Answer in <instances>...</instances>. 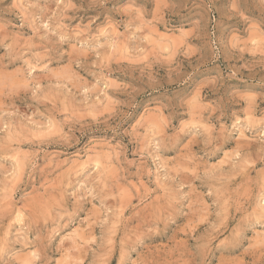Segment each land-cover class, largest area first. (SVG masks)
Wrapping results in <instances>:
<instances>
[{"label":"clouds","instance_id":"1","mask_svg":"<svg viewBox=\"0 0 264 264\" xmlns=\"http://www.w3.org/2000/svg\"><path fill=\"white\" fill-rule=\"evenodd\" d=\"M0 264H264V0H0Z\"/></svg>","mask_w":264,"mask_h":264}]
</instances>
